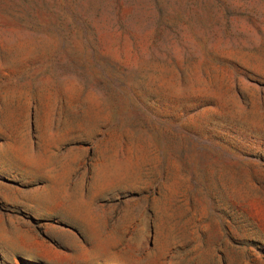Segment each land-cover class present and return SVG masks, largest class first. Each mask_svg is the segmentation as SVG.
Listing matches in <instances>:
<instances>
[{"label": "rangeland", "instance_id": "1", "mask_svg": "<svg viewBox=\"0 0 264 264\" xmlns=\"http://www.w3.org/2000/svg\"><path fill=\"white\" fill-rule=\"evenodd\" d=\"M0 264H264V0H0Z\"/></svg>", "mask_w": 264, "mask_h": 264}]
</instances>
